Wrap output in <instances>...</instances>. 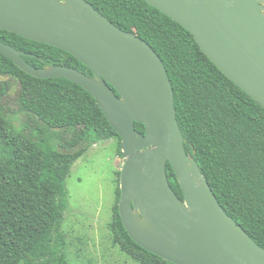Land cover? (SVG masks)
I'll list each match as a JSON object with an SVG mask.
<instances>
[{
  "label": "trees",
  "instance_id": "obj_1",
  "mask_svg": "<svg viewBox=\"0 0 264 264\" xmlns=\"http://www.w3.org/2000/svg\"><path fill=\"white\" fill-rule=\"evenodd\" d=\"M124 32L146 41L163 61L187 153L197 162L225 212L264 249V107L230 80L194 36L143 0H86ZM0 41L25 53L36 68L71 67L93 77L69 53L6 30ZM0 74L20 85L22 113L39 123L29 136L15 126L0 87V264H69L63 224L69 204L66 180L89 147L121 138L99 103L66 79L28 75L0 54ZM135 128L144 134L145 127ZM70 132L58 149L51 132ZM111 231L113 244L138 264H172L137 245L121 221L120 172ZM171 188L184 198L167 164Z\"/></svg>",
  "mask_w": 264,
  "mask_h": 264
},
{
  "label": "water",
  "instance_id": "obj_2",
  "mask_svg": "<svg viewBox=\"0 0 264 264\" xmlns=\"http://www.w3.org/2000/svg\"><path fill=\"white\" fill-rule=\"evenodd\" d=\"M191 33L203 53L264 107V0H143ZM61 49L88 67L36 68L0 41V54L39 79H66L99 103L121 138L118 211L130 238L172 264H264V249L222 208L187 153L174 89L155 50L86 0H0V31ZM144 125L145 133L135 124ZM171 165L184 198L167 176Z\"/></svg>",
  "mask_w": 264,
  "mask_h": 264
},
{
  "label": "rangeland",
  "instance_id": "obj_3",
  "mask_svg": "<svg viewBox=\"0 0 264 264\" xmlns=\"http://www.w3.org/2000/svg\"><path fill=\"white\" fill-rule=\"evenodd\" d=\"M0 87L6 90L3 105L15 119V126L29 136L40 134L37 120L20 110V85L0 74ZM50 134L60 150L73 136L70 132ZM118 147V139L89 147L66 180L69 204L62 230L69 264H138L120 252L112 240L110 225L119 186L117 173L124 162Z\"/></svg>",
  "mask_w": 264,
  "mask_h": 264
}]
</instances>
